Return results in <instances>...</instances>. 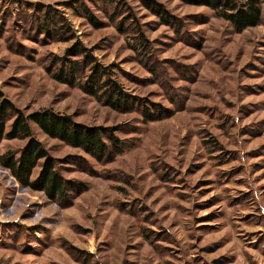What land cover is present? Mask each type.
Masks as SVG:
<instances>
[{
  "label": "rangeland",
  "instance_id": "obj_1",
  "mask_svg": "<svg viewBox=\"0 0 264 264\" xmlns=\"http://www.w3.org/2000/svg\"><path fill=\"white\" fill-rule=\"evenodd\" d=\"M20 1L0 17V91L26 114L107 128L124 152L102 165L34 127L85 190L62 207L0 165V264H264V0L239 34L179 0ZM39 6L62 12L138 106L114 111L48 75L71 43L36 33ZM25 144L3 140L0 158Z\"/></svg>",
  "mask_w": 264,
  "mask_h": 264
},
{
  "label": "trees",
  "instance_id": "obj_2",
  "mask_svg": "<svg viewBox=\"0 0 264 264\" xmlns=\"http://www.w3.org/2000/svg\"><path fill=\"white\" fill-rule=\"evenodd\" d=\"M179 1L186 5L210 9L216 17L229 23L238 34L259 26L263 19L262 0ZM149 3L166 23L172 21V17L162 5L153 1ZM9 4L17 6V9L23 7L20 0H0V17L9 14ZM48 9L43 6L36 10L43 12L41 17H34L36 33L71 43L63 56L52 58L47 67L48 75L60 84L79 88L114 111L128 112L138 106L135 98L113 77L110 69L100 64L89 49L78 43V37L62 12ZM146 117L147 121L154 122L160 120L162 115L146 114ZM34 127L51 139L80 149L102 165L112 163L124 152L122 141L107 128L79 123L71 115L52 109L26 114L0 91V143L3 140L26 141L19 152H8L1 156L0 165L8 170L21 186L44 193L47 198L62 207L70 206L85 189L77 181H70L62 176L58 170V160L52 157L35 137ZM37 168H40V172L33 178Z\"/></svg>",
  "mask_w": 264,
  "mask_h": 264
}]
</instances>
